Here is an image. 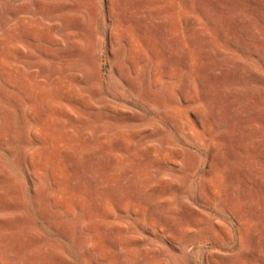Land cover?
I'll return each instance as SVG.
<instances>
[{"label": "rangeland", "instance_id": "rangeland-1", "mask_svg": "<svg viewBox=\"0 0 264 264\" xmlns=\"http://www.w3.org/2000/svg\"><path fill=\"white\" fill-rule=\"evenodd\" d=\"M0 264H264V0H0Z\"/></svg>", "mask_w": 264, "mask_h": 264}]
</instances>
